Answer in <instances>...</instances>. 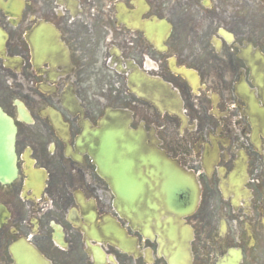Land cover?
<instances>
[{
    "label": "flooded vegetation",
    "instance_id": "1",
    "mask_svg": "<svg viewBox=\"0 0 264 264\" xmlns=\"http://www.w3.org/2000/svg\"><path fill=\"white\" fill-rule=\"evenodd\" d=\"M0 108V264L19 237L49 264H264V0H0ZM108 108L194 177L191 213L122 216L82 139Z\"/></svg>",
    "mask_w": 264,
    "mask_h": 264
},
{
    "label": "water",
    "instance_id": "2",
    "mask_svg": "<svg viewBox=\"0 0 264 264\" xmlns=\"http://www.w3.org/2000/svg\"><path fill=\"white\" fill-rule=\"evenodd\" d=\"M128 114L106 110L97 127L86 128L83 141L97 166L100 176L117 197L121 212L153 216L156 205L183 215L195 208L197 189L191 175L163 156L153 143L146 146L142 130L129 127ZM16 128L0 109V183L8 184L17 177L15 157ZM142 210H144L142 212ZM13 264H48L24 239L9 246Z\"/></svg>",
    "mask_w": 264,
    "mask_h": 264
},
{
    "label": "rangeland",
    "instance_id": "3",
    "mask_svg": "<svg viewBox=\"0 0 264 264\" xmlns=\"http://www.w3.org/2000/svg\"><path fill=\"white\" fill-rule=\"evenodd\" d=\"M237 7L238 9L235 6H232V12H234L235 9H237L236 11L240 12L239 5Z\"/></svg>",
    "mask_w": 264,
    "mask_h": 264
}]
</instances>
